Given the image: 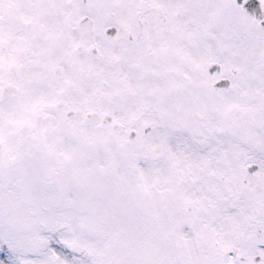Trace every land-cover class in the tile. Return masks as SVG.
Segmentation results:
<instances>
[{
	"label": "snow or ice",
	"instance_id": "6c2138e0",
	"mask_svg": "<svg viewBox=\"0 0 264 264\" xmlns=\"http://www.w3.org/2000/svg\"><path fill=\"white\" fill-rule=\"evenodd\" d=\"M0 264H264V0H0Z\"/></svg>",
	"mask_w": 264,
	"mask_h": 264
}]
</instances>
